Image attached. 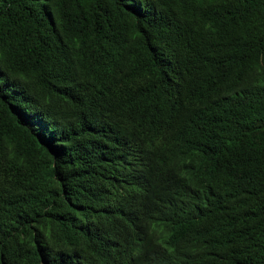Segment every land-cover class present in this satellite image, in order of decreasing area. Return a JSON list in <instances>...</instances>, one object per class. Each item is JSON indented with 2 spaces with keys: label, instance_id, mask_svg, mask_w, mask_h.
Returning a JSON list of instances; mask_svg holds the SVG:
<instances>
[{
  "label": "trees",
  "instance_id": "obj_1",
  "mask_svg": "<svg viewBox=\"0 0 264 264\" xmlns=\"http://www.w3.org/2000/svg\"><path fill=\"white\" fill-rule=\"evenodd\" d=\"M128 151L187 194L166 264H264V0H0V264L115 246Z\"/></svg>",
  "mask_w": 264,
  "mask_h": 264
},
{
  "label": "clouds",
  "instance_id": "obj_2",
  "mask_svg": "<svg viewBox=\"0 0 264 264\" xmlns=\"http://www.w3.org/2000/svg\"><path fill=\"white\" fill-rule=\"evenodd\" d=\"M181 148L184 152L190 151L183 146ZM132 155H137L141 162L136 178L124 180L112 176L109 181L118 184L122 190L115 199L113 210L104 212L105 220L85 225L80 230L88 241H95L105 232L107 223L118 222L126 229V234L117 238L115 246L108 245L98 258L92 255L80 264H166L170 254L166 249L169 242L158 231L166 232L165 226L169 225L171 228L179 227L181 232L190 222L185 210L187 194L181 185L172 187L165 184V175L160 181L155 180V185L139 183L154 178L155 171L150 172L146 163L151 154L144 157L141 152L128 151L124 158L130 164L134 162ZM87 205L92 206L91 202Z\"/></svg>",
  "mask_w": 264,
  "mask_h": 264
}]
</instances>
